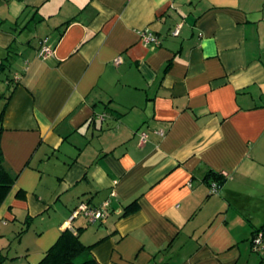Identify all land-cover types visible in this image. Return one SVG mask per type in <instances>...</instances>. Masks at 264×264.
Wrapping results in <instances>:
<instances>
[{
  "label": "crops",
  "instance_id": "obj_1",
  "mask_svg": "<svg viewBox=\"0 0 264 264\" xmlns=\"http://www.w3.org/2000/svg\"><path fill=\"white\" fill-rule=\"evenodd\" d=\"M4 60L1 264L66 228L101 264H264V0H0Z\"/></svg>",
  "mask_w": 264,
  "mask_h": 264
},
{
  "label": "trees",
  "instance_id": "obj_2",
  "mask_svg": "<svg viewBox=\"0 0 264 264\" xmlns=\"http://www.w3.org/2000/svg\"><path fill=\"white\" fill-rule=\"evenodd\" d=\"M7 58V57H6ZM9 65L8 61L0 63V69L4 70ZM3 112H0V124L3 122ZM213 176L212 181L215 179L223 178L217 172L210 173ZM15 177L7 169L4 163V154L0 144V206L7 197ZM209 180V179H208ZM138 208L137 199H134L126 205L123 215L129 214ZM92 243H85L80 238L79 231H73L70 228L64 229L57 241L47 250L45 256L35 264H101L96 256L92 253ZM2 258L0 257V264Z\"/></svg>",
  "mask_w": 264,
  "mask_h": 264
},
{
  "label": "built area",
  "instance_id": "obj_3",
  "mask_svg": "<svg viewBox=\"0 0 264 264\" xmlns=\"http://www.w3.org/2000/svg\"><path fill=\"white\" fill-rule=\"evenodd\" d=\"M178 32H179V27L175 29L174 33H178ZM141 34H142L143 41L146 44L147 43L158 44L161 41L160 38L149 27H146L145 29H143L141 31ZM53 52H54V46L48 43L47 39H45L43 45L39 49V55L46 58L52 55ZM120 59L121 58L118 56L117 60L120 61ZM159 132L162 133L161 130ZM147 136H148V133L146 131H143L141 142H144ZM223 175L227 176L228 175L227 171H224ZM211 188H212V191H216L218 189V183L216 181H213L211 183ZM106 204L107 202H105L103 205H106ZM79 214H84L89 221L94 222L98 219H102L105 216V210L103 206L98 207L86 201H82L81 203L77 205V207L72 212L71 219H73L75 216ZM253 241H254L255 248H258V246L262 242V233L261 232L256 233Z\"/></svg>",
  "mask_w": 264,
  "mask_h": 264
},
{
  "label": "rangeland",
  "instance_id": "obj_4",
  "mask_svg": "<svg viewBox=\"0 0 264 264\" xmlns=\"http://www.w3.org/2000/svg\"><path fill=\"white\" fill-rule=\"evenodd\" d=\"M17 56V55H16ZM18 62L17 61H11L10 63H9V65H7L6 67H5V69L4 70H1L0 69V87L2 86V83H3V85H4V81H7V78H13L14 76H15V72H16V68L18 67ZM5 94H8L7 92L5 93ZM1 102H0V104L2 105V99L0 100ZM1 105H0V110H1V108L3 107H1Z\"/></svg>",
  "mask_w": 264,
  "mask_h": 264
}]
</instances>
